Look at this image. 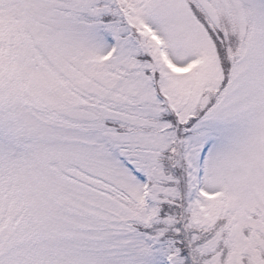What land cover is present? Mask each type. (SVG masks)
I'll use <instances>...</instances> for the list:
<instances>
[{"label": "snow or ice", "instance_id": "obj_1", "mask_svg": "<svg viewBox=\"0 0 264 264\" xmlns=\"http://www.w3.org/2000/svg\"><path fill=\"white\" fill-rule=\"evenodd\" d=\"M0 264H264V0H0Z\"/></svg>", "mask_w": 264, "mask_h": 264}]
</instances>
